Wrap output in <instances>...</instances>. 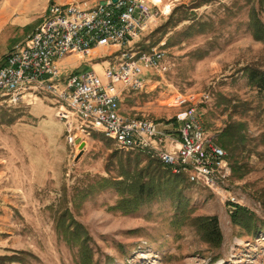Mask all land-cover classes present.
Instances as JSON below:
<instances>
[{
	"label": "rangeland",
	"instance_id": "374dc122",
	"mask_svg": "<svg viewBox=\"0 0 264 264\" xmlns=\"http://www.w3.org/2000/svg\"><path fill=\"white\" fill-rule=\"evenodd\" d=\"M96 1L0 0V65L40 25L49 4ZM146 1L162 16L139 44L161 45L166 71L146 74L147 86L124 94L120 110L175 136L174 116L185 108L175 97H185L214 142L225 124H243L244 176L234 175L222 149L229 167L224 192L191 183L182 189L190 218H217L221 245L209 246L188 219H176L174 199L158 198L128 213L116 208V190L97 186L100 178L117 175L118 158L110 157L114 144L86 134L77 122L71 133L80 142L70 144L64 121L55 115L58 105L47 96L34 106L0 112V264H79L80 243L68 242L58 227L63 214L67 223L82 226L93 264H264V93L249 85L244 70L264 71V41L253 35L256 22L264 27V0ZM109 53L114 49H99L91 62L69 56L61 70L102 77L101 61ZM232 205L254 214L256 234L231 223Z\"/></svg>",
	"mask_w": 264,
	"mask_h": 264
},
{
	"label": "built area",
	"instance_id": "2783aa9c",
	"mask_svg": "<svg viewBox=\"0 0 264 264\" xmlns=\"http://www.w3.org/2000/svg\"><path fill=\"white\" fill-rule=\"evenodd\" d=\"M80 4H49L40 25L4 57L0 112L34 106L48 96L58 105L55 115L64 121L70 144L78 139L71 133L77 122V128L88 135L101 134L117 150L142 153L174 174H185L197 187L223 193L221 182L229 173L226 155L205 135L194 106L188 105L190 99L175 97L176 104L185 107L174 116L175 136L158 130L148 119L121 113L124 94L143 91L148 84L146 74L166 71L162 46L141 48L139 44L162 16L160 8L146 0ZM108 48L114 53L101 61L105 65L102 77L94 71L61 70L69 56L91 62L97 50Z\"/></svg>",
	"mask_w": 264,
	"mask_h": 264
},
{
	"label": "trees",
	"instance_id": "16d2710c",
	"mask_svg": "<svg viewBox=\"0 0 264 264\" xmlns=\"http://www.w3.org/2000/svg\"><path fill=\"white\" fill-rule=\"evenodd\" d=\"M253 35L257 40L264 41V27L259 22L255 24ZM244 70L249 85L260 93H264V71L255 67H246ZM173 120L175 121V118ZM242 128L243 124L241 123L229 122L214 136L215 143L227 153V159L237 178L244 176V169L246 168L243 162H239L241 154L246 153L244 147L245 134ZM95 134L98 133H91L90 135ZM123 152L115 150L110 155L111 158H118L116 177L100 178L97 185L99 190L106 188L116 190L119 196L116 208L128 213L136 211L142 205L158 198L168 197L174 199L176 219H188L190 226L199 233L204 243L209 246L217 248L221 245L222 234L216 217L190 218L186 214L189 212L187 211V203H185L182 196V189L187 188L190 183L184 174H174L170 167L148 159L142 153L136 152V155L131 156L130 153L124 154ZM88 194H91V192L85 193L84 196ZM65 217L63 214L58 219V227L64 239L70 243L72 241L80 243V246L78 245L79 264H93L92 252L85 246L87 240L83 235L82 226L73 219H69L70 221L67 223ZM229 217L233 225L242 227L254 234L258 232L256 217L245 208L232 205Z\"/></svg>",
	"mask_w": 264,
	"mask_h": 264
},
{
	"label": "water",
	"instance_id": "95a60500",
	"mask_svg": "<svg viewBox=\"0 0 264 264\" xmlns=\"http://www.w3.org/2000/svg\"><path fill=\"white\" fill-rule=\"evenodd\" d=\"M113 1H115V0H113ZM79 142H80V139H76L75 144H79Z\"/></svg>",
	"mask_w": 264,
	"mask_h": 264
},
{
	"label": "crops",
	"instance_id": "0c3cea01",
	"mask_svg": "<svg viewBox=\"0 0 264 264\" xmlns=\"http://www.w3.org/2000/svg\"><path fill=\"white\" fill-rule=\"evenodd\" d=\"M100 1H104V0H97L96 2H100ZM96 2H95V3H96ZM68 58H69V57L65 58L64 60H66V59H68ZM64 60H63V61H64Z\"/></svg>",
	"mask_w": 264,
	"mask_h": 264
}]
</instances>
